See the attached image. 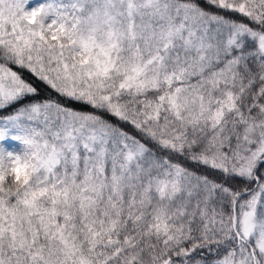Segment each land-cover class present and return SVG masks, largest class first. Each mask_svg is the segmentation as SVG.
<instances>
[{
  "label": "snow or ice",
  "instance_id": "6c2138e0",
  "mask_svg": "<svg viewBox=\"0 0 264 264\" xmlns=\"http://www.w3.org/2000/svg\"><path fill=\"white\" fill-rule=\"evenodd\" d=\"M208 2L256 27L197 0H0V111L37 94L14 66L92 109L0 116V264H264V0Z\"/></svg>",
  "mask_w": 264,
  "mask_h": 264
},
{
  "label": "trees",
  "instance_id": "16d2710c",
  "mask_svg": "<svg viewBox=\"0 0 264 264\" xmlns=\"http://www.w3.org/2000/svg\"><path fill=\"white\" fill-rule=\"evenodd\" d=\"M38 2V0H32V6H35V3ZM66 2V0H65ZM199 5L204 8L205 10L211 12V13H218L220 15L228 16L234 21L243 22L245 24H249L252 27H256V25L252 24V22L240 15L232 14V13H225L220 9H217L213 7L208 0H197ZM249 48H252L253 45L249 43ZM14 70L21 74V76L29 83L32 84L37 89L36 95H29L25 97L24 99L20 100L19 102L13 103L11 106L7 107L5 110L0 111V116H7L9 114L15 113L17 110L22 109L25 105H28L32 102H42L45 100H52L59 102L61 105L67 106L69 108H72L74 110L78 111H92L91 107L88 105H85L80 102L73 101L69 98L62 97L58 93L55 92V90L51 89L50 86H48L45 82L41 81L38 77H35L31 72H29L27 69L19 68L18 66H14ZM195 82V81H193ZM151 95V94H150ZM101 115L104 116L105 119L109 120L111 123L121 127L123 130L127 131L130 135L135 136L137 139L141 140V142L147 144L149 148L153 150L155 154L161 157L170 156L171 159L174 162L180 163L182 166L188 168L191 171H194L199 174L207 175L210 178L218 181L223 182L228 185H230L233 188H239L245 185V182L240 178H228L225 177L223 174L219 173L218 171L212 170L210 168H207L206 166H203L199 163L193 162L189 159H187L184 156H178L174 155L172 153H169L166 150H161L159 147L152 141L148 140L141 132L136 130L133 126L130 124H125L121 122L118 118L111 116L109 114L101 113ZM5 147L15 150H19L21 145H19L18 142L15 141H7L5 142ZM255 185H249V187H254ZM225 211H227V207L225 206ZM223 251V249H221ZM196 259H200L201 256H203L207 261H213L217 257L214 258L215 253H208L207 251H201L196 254H194Z\"/></svg>",
  "mask_w": 264,
  "mask_h": 264
},
{
  "label": "rangeland",
  "instance_id": "374dc122",
  "mask_svg": "<svg viewBox=\"0 0 264 264\" xmlns=\"http://www.w3.org/2000/svg\"><path fill=\"white\" fill-rule=\"evenodd\" d=\"M216 257V255H214V258Z\"/></svg>",
  "mask_w": 264,
  "mask_h": 264
}]
</instances>
